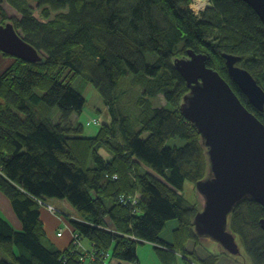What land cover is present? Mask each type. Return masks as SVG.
I'll return each mask as SVG.
<instances>
[{
    "label": "trees",
    "instance_id": "16d2710c",
    "mask_svg": "<svg viewBox=\"0 0 264 264\" xmlns=\"http://www.w3.org/2000/svg\"><path fill=\"white\" fill-rule=\"evenodd\" d=\"M7 1L22 15L10 21L42 59L0 50V195L7 200L0 204L7 256L0 264H83L86 254L93 264H139L138 248L146 243L161 264H218L217 255L202 258L196 249L199 241L219 245L197 236L194 216L202 207L184 193L187 182L196 186L209 175L210 163L199 131L180 110L190 88L174 60L189 50L207 55V66L264 124V110L251 105L224 57H240L264 89V23L255 9L242 0H212L198 16L191 0H40V20L26 0ZM0 9L6 14L1 3ZM53 12L60 14L52 18ZM129 74L143 92L130 87L126 97ZM80 78L111 114L86 121L101 127L95 136L74 123L86 103L72 84ZM159 94L167 105L152 104ZM132 95L133 105L126 104ZM176 138L185 143L168 145ZM54 199L70 210L73 234L91 243L86 254L73 235L57 245L54 239L68 233L63 224L49 233L44 208ZM230 216L250 264H264L263 205L247 198ZM166 226L168 238L161 237Z\"/></svg>",
    "mask_w": 264,
    "mask_h": 264
},
{
    "label": "water",
    "instance_id": "95a60500",
    "mask_svg": "<svg viewBox=\"0 0 264 264\" xmlns=\"http://www.w3.org/2000/svg\"><path fill=\"white\" fill-rule=\"evenodd\" d=\"M242 1L255 9L264 23V0ZM0 50L29 62L42 59L12 22L0 26ZM224 57L234 82L251 105L263 111V87L238 64L240 57ZM174 65L190 88L180 110L199 131L210 163L209 175L196 183L204 203L194 216V229L200 238L211 239L239 256L242 251L229 227L230 215L247 198L264 207V124L242 103L226 79L207 66V55L189 50ZM260 226L264 229V218Z\"/></svg>",
    "mask_w": 264,
    "mask_h": 264
},
{
    "label": "rangeland",
    "instance_id": "374dc122",
    "mask_svg": "<svg viewBox=\"0 0 264 264\" xmlns=\"http://www.w3.org/2000/svg\"><path fill=\"white\" fill-rule=\"evenodd\" d=\"M29 5L34 9V14L37 18H39L40 20H45L43 17H41V10L42 7H40V0H26ZM191 5H190V9L191 11L198 16L203 15L207 9H209L211 6H213V2L212 0H191ZM1 5L5 8V12L6 14L2 13V9H0V22L3 21L4 23L1 24L0 26H5L7 23L11 22L10 19H17V20H21L22 15L20 14V12L15 9L7 0H0ZM60 13L59 12H53L52 13V18L58 16ZM19 33L22 35L21 30H19ZM23 36V35H22ZM0 57L3 58V55H0ZM186 56H179L176 57V59H183ZM175 59V60H176ZM5 60H8L9 63L11 61L10 58H5ZM174 60V61H175ZM133 76L132 74H129L122 82V87H123V96L129 95V91H130V87H132L133 90L138 91L139 93L143 92V88L139 85L136 84L135 79H132ZM73 86L80 91L86 98V103L85 106L82 110V112L78 115H75V119L77 123V121H79L80 123H82L84 125V129H83V134L85 136H95L98 131L100 130V126H86V121L89 118L92 117H98L101 120H108L107 115L109 116V112H108V107L105 105V101L103 99V96L96 90V88L89 82H87L86 80H84L83 78H80L74 82H72ZM190 91V89H189ZM188 91V92H189ZM136 93V92H135ZM188 94V93H187ZM134 98L135 96L132 95L131 100L127 101L125 98V103L129 104V105H133L134 103ZM152 104L154 106H165L167 105V101L164 99V96L162 94L157 95L156 97L152 98ZM135 108H137V106H135ZM59 110L57 107L53 108L52 110V115L54 118H57L59 115ZM111 116V114H110ZM136 127L139 128V125L137 124ZM147 135V133L145 134V136ZM168 145H183L185 142L182 139H170L168 142ZM186 188L184 190V193L186 195V197L189 199V201L191 202H195L196 204L198 203V207L203 205L204 203V199L203 197L197 192L196 186L195 185H191L190 183H186ZM50 203H52L54 206H56L55 208L58 209L60 211V213H64L66 214V218L69 219L70 217V210L68 208H66L63 204H59L58 200H50ZM0 204L1 205H5L7 204V200L4 198V196L0 195ZM199 207V208H201ZM48 209L50 212H52L49 208ZM202 209V208H201ZM63 215V214H61ZM64 216V215H63ZM174 220H172L171 222H169V225L172 224ZM168 225V226H169ZM173 226L171 227V231H172ZM62 229L65 231L66 226L63 225ZM170 230H168V227L166 226V229L164 230V232L161 234V237H165L168 238V233H170ZM240 248H241V254H239V256L233 255L229 252H227L225 249L222 248L221 245H211V244H207V246L205 247L204 245H206V242L203 241H199V243L197 244L196 249L199 250L200 256L202 258H206L208 256H210V254H215L217 255L218 258V264H250L251 261L245 256V251L244 248H242V243L240 238H237ZM84 242H86L87 240H83ZM209 243V241L207 242ZM0 258H7L6 254L4 253V251L2 250V248L0 247ZM179 264V263H178Z\"/></svg>",
    "mask_w": 264,
    "mask_h": 264
},
{
    "label": "crops",
    "instance_id": "0c3cea01",
    "mask_svg": "<svg viewBox=\"0 0 264 264\" xmlns=\"http://www.w3.org/2000/svg\"><path fill=\"white\" fill-rule=\"evenodd\" d=\"M0 61H1L0 64H2L3 60H0ZM4 63H6V61ZM58 202H59V204L64 205L63 201H58ZM48 206L54 207V205L52 203L50 205L48 204ZM44 209L46 212V214L44 213V220H45L47 229H48L49 233H51V235L54 234L55 230L58 227H60V224L65 225L66 229L68 230L67 235H65V237L63 239H61V240H55L54 239V241L60 247L68 244L72 238V235H73V232H72V229L70 227L68 219L67 218H61L60 215H57L56 213L50 212L48 209H46V205H45ZM175 225L176 224H174V222H172V224L169 226L171 228L172 226L174 227ZM60 229H62V228H60ZM91 248H92V246H91V243L89 241H86V242L83 241L82 246L78 250L81 253L86 254L88 251H90ZM179 262H180L179 264H184L181 261H179ZM111 263L112 264H129V263H123L122 261L116 260V259H112ZM138 263L139 264H161L162 263L157 252L155 251L154 245L152 243H146V244H144L138 248ZM83 264H93L91 261V258L88 256V254L85 255V258L83 260Z\"/></svg>",
    "mask_w": 264,
    "mask_h": 264
},
{
    "label": "built area",
    "instance_id": "2783aa9c",
    "mask_svg": "<svg viewBox=\"0 0 264 264\" xmlns=\"http://www.w3.org/2000/svg\"><path fill=\"white\" fill-rule=\"evenodd\" d=\"M46 206H48V204H45ZM48 208L51 210V211H55L56 209L53 207V206H48ZM73 237H74V244L75 245H78V246H82V242L81 239H80V235L78 234H73Z\"/></svg>",
    "mask_w": 264,
    "mask_h": 264
}]
</instances>
